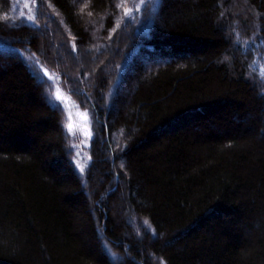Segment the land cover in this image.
<instances>
[{"label":"trees","instance_id":"1","mask_svg":"<svg viewBox=\"0 0 264 264\" xmlns=\"http://www.w3.org/2000/svg\"><path fill=\"white\" fill-rule=\"evenodd\" d=\"M31 3L0 0V264H264V0Z\"/></svg>","mask_w":264,"mask_h":264},{"label":"rangeland","instance_id":"2","mask_svg":"<svg viewBox=\"0 0 264 264\" xmlns=\"http://www.w3.org/2000/svg\"><path fill=\"white\" fill-rule=\"evenodd\" d=\"M28 7L27 8H32V3L31 0H26ZM28 14L30 15L29 11ZM46 32L40 31L39 35L40 37L46 38L45 36ZM56 40H58V42H61L62 39L60 36H56ZM63 42V41H62ZM51 47L53 48V50H57V57L61 58L63 61H69L70 59L67 57V55H65V53L63 51H59L60 48H58L57 46L54 45V41L51 43ZM42 51L45 52V47H40ZM150 57H145V62H150L148 61ZM72 60V59H71ZM77 60V59H76ZM73 61V60H72ZM91 61L94 62L95 58L92 57ZM155 64H159V62H161V58L155 57L154 59ZM77 66H81V62L77 61ZM80 62V63H79ZM146 63V64H147ZM54 76V75H53ZM56 80V77L54 78ZM56 90L58 92V94L60 96H62V92L64 91V88L60 85L59 82H56ZM94 85V82L92 83ZM64 96V95H63ZM64 102L65 105H67V109H68V114H69V125H70V129L73 132V134H75L77 136V138L79 139V149L81 152H84V147L85 150L87 151L88 146H89V139H90V135H91V124H90V117H89V113L88 111H86L85 109H83V107H78V105H76L73 101H71L68 97L64 98ZM107 100H106V105H107ZM84 154V153H82Z\"/></svg>","mask_w":264,"mask_h":264},{"label":"bare ground","instance_id":"3","mask_svg":"<svg viewBox=\"0 0 264 264\" xmlns=\"http://www.w3.org/2000/svg\"><path fill=\"white\" fill-rule=\"evenodd\" d=\"M34 7V6H33ZM30 17V16H29ZM30 19H31V17H30Z\"/></svg>","mask_w":264,"mask_h":264}]
</instances>
